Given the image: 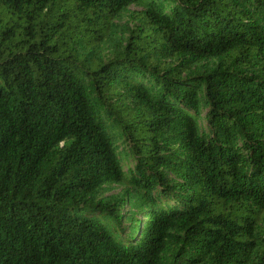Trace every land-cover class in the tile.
Instances as JSON below:
<instances>
[{
    "label": "trees",
    "instance_id": "obj_1",
    "mask_svg": "<svg viewBox=\"0 0 264 264\" xmlns=\"http://www.w3.org/2000/svg\"><path fill=\"white\" fill-rule=\"evenodd\" d=\"M0 264H264V0H0Z\"/></svg>",
    "mask_w": 264,
    "mask_h": 264
},
{
    "label": "rangeland",
    "instance_id": "obj_2",
    "mask_svg": "<svg viewBox=\"0 0 264 264\" xmlns=\"http://www.w3.org/2000/svg\"><path fill=\"white\" fill-rule=\"evenodd\" d=\"M138 9V7H136V6H131V7H129V11L128 12H126V13H124L123 15H122V17H120L118 20H117V23L119 24V25H121V24H125V22L128 20V14H129V12L130 11H133V10H137ZM121 189V187L120 186H114L112 189H111V191L109 192V193H112V192H117V191H119Z\"/></svg>",
    "mask_w": 264,
    "mask_h": 264
}]
</instances>
